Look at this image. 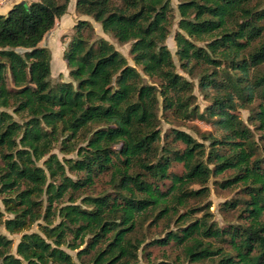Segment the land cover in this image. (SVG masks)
Returning a JSON list of instances; mask_svg holds the SVG:
<instances>
[{"label":"trees","instance_id":"1","mask_svg":"<svg viewBox=\"0 0 264 264\" xmlns=\"http://www.w3.org/2000/svg\"><path fill=\"white\" fill-rule=\"evenodd\" d=\"M177 1L175 55L190 76L199 70L203 111L166 45L170 0H75L78 15L130 44L142 74L80 20L63 52L70 81L54 86L39 44L69 0L0 14V195L11 215L0 212V226L22 234L14 254L0 234V264H139L140 250L172 246L173 261L147 263L264 264V157L236 114L248 108L264 142V0ZM160 114L207 120L220 134L203 133L207 145L177 129L162 134ZM57 145L75 158L60 161ZM101 177L108 189L89 194ZM213 177L238 189L221 207L239 222L211 221ZM36 223L39 233H28ZM160 226L162 236L150 235Z\"/></svg>","mask_w":264,"mask_h":264},{"label":"rangeland","instance_id":"2","mask_svg":"<svg viewBox=\"0 0 264 264\" xmlns=\"http://www.w3.org/2000/svg\"><path fill=\"white\" fill-rule=\"evenodd\" d=\"M21 1H27L28 3H30L36 0H0V14L5 15L13 5ZM170 1H171L172 14L174 16V19H173L172 27L170 29V34L168 35V38L166 40V45L172 54V58L176 66V72L181 76H183L188 81L192 82L194 86L193 95L195 97V105L198 106L201 111H203L204 108L210 104V101H208L205 98V96L199 89L198 86L199 70L195 69L193 71V75L190 76L188 73H186L180 68L178 59L175 55L176 45L174 41V36L175 33L177 32L178 1L177 0H170ZM80 20L89 21L94 30L93 37L95 39L103 38L104 40H106L109 44H111L114 47L116 51H118L126 59L128 65L135 67L141 73L140 68L135 66L129 54L130 44L121 45L117 43L116 40H114L111 36L104 34L98 23L94 22L89 17L78 15L75 12V0H69L66 14L56 21L53 30L50 31L48 34H46L40 45L41 47L47 48L51 54V62H50L51 73H50V77L47 79L51 86H54L56 83L61 81H65V82L70 81L68 77V69L66 67L65 61L63 60V52L66 49L67 43L70 41V39L73 36V32H74L73 27ZM144 78L147 82L150 81L148 78L146 77ZM236 114L242 119L245 125H247L254 132L255 140L259 144L261 155L264 157V142H262L259 139V132L254 130L253 125L248 121V116H249L248 108L245 109L242 107H237ZM159 119H160L159 129L161 130L162 134L166 133L170 129H177L188 133L194 139L204 143L205 145H207V142L201 139L203 133H211L213 136H219L220 134L219 132L216 131V127L210 121L207 120H200L196 118L190 120H177L173 118L171 115H161V114ZM51 154H55V156H57V158L60 161H62L64 158H75V153L64 154L63 152H61L58 145L52 149ZM42 162L43 161L38 162V165L42 166ZM172 171L176 174H181L183 172V169L181 165H174ZM67 173L73 179L76 178V175L74 173L68 170ZM107 180H108L107 177H101L98 180V182H96L95 186L89 191V194L96 195L107 190L108 189L106 183ZM220 180L221 177H213L209 180L208 183L209 197L204 204H209L210 206L209 212L211 213L210 219L212 222H216L218 226H224L230 223L235 224L239 222V220L236 217L237 213L226 212L221 207V204L225 201L236 198L238 189L237 188L229 189V190L220 189L215 184ZM0 212L3 213L4 218L11 217V215L7 214L4 210L1 195H0ZM198 216H201V214H198ZM39 223L42 224L41 221H39ZM39 228H40L39 225L36 223L31 227L28 233L30 232L39 233ZM170 229H174L172 225ZM162 230L163 229L161 226L156 229H152L150 235L162 236L163 235ZM0 234L5 236L7 239L11 240L12 242L11 252L12 254H14L15 247L19 242L22 234H10L5 230L4 226H0ZM64 249L71 256L75 257L76 254L75 251H70L66 248ZM144 252H148V256H146ZM178 254L179 251L173 246L166 248L151 247V248H146L145 251L143 250L139 251L138 262L139 264H148L147 263L148 260H150L153 263H157L164 260L173 261L175 257L178 256Z\"/></svg>","mask_w":264,"mask_h":264},{"label":"crops","instance_id":"3","mask_svg":"<svg viewBox=\"0 0 264 264\" xmlns=\"http://www.w3.org/2000/svg\"><path fill=\"white\" fill-rule=\"evenodd\" d=\"M22 2V1H21ZM41 45V43L39 44V46Z\"/></svg>","mask_w":264,"mask_h":264}]
</instances>
